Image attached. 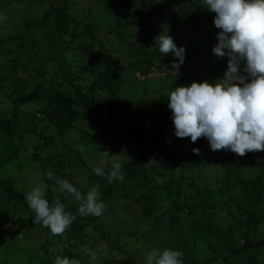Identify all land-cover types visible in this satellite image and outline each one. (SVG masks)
Returning <instances> with one entry per match:
<instances>
[{
    "label": "trees",
    "instance_id": "1",
    "mask_svg": "<svg viewBox=\"0 0 264 264\" xmlns=\"http://www.w3.org/2000/svg\"><path fill=\"white\" fill-rule=\"evenodd\" d=\"M23 1L29 5L25 16L19 18L21 30L25 31L24 36L15 35L14 48H19L28 55L22 68L26 76L39 79L28 93L15 99L12 92L0 97L1 108L4 103L9 104L6 105L7 109L1 110L0 116V131L6 137H14L18 104L42 102L46 110L43 113L46 114L49 109L53 112L51 119L54 122L64 121L67 125H73L78 120L94 123L99 120L103 107L108 108L112 119L126 115L123 108L126 95L130 99L144 97L141 99L144 111L140 110L136 116L131 108L128 122L131 127L127 129L125 136L117 133L111 137L112 140L118 138L117 145L111 152L119 157L124 174L122 181H114V189L104 184L102 177L90 169L87 178L83 180L73 178L72 172L64 171L60 175L61 171L55 169V163L61 161L64 154L42 158L38 174H30L35 178L28 179L17 174L14 177L4 176L3 182L9 186L0 182L1 242L20 238V228L28 231L35 225L43 226L33 222L34 216L27 218L19 214L18 203L10 195L16 194L20 186L31 184L32 189L36 186L32 181L40 180L41 185L47 184L45 197L50 199L58 188L54 179H48V173L51 172L55 178L69 180L84 194L98 185L104 209L120 214V219L126 222L128 218L131 222L142 220L147 225L146 231L138 229L129 236L146 238L152 247L167 246L163 242L164 237L159 235L164 222L174 234L175 227L201 234L202 247L205 249V256L202 252L201 258L189 256L191 252H185L184 245L182 248L183 241H178L176 250L183 253V264H264V234H256V228L264 223V151L261 152L263 157L260 161H256L259 173L252 180L239 178L234 182L237 176L236 164L242 162L233 161L232 154L227 150H210L213 154H208L207 163H202L198 158L200 154L197 156L193 152V149L198 148L201 153L202 145L190 144L191 148L188 146L189 150H186L184 145L177 144L167 135V127L173 124L171 110L167 106V92L177 86H188L192 82L214 83L217 79L214 75L223 77L227 69L228 57H217L212 52L215 46L212 43L213 35L219 29L213 24L215 13L200 3L204 0H116V4L115 0H97L102 5L115 9L113 16L116 24L106 34L112 41L119 40V44L123 46L121 54H118L117 48L113 49L112 43L109 47L101 40H98L100 44L97 43L95 25L79 20L72 13L69 0H0V5H18ZM162 32L169 34L178 47L185 48V59L178 70L171 67L176 58L171 53L161 56L158 45L155 44ZM4 40H0V47H3ZM5 48L10 51L7 46ZM43 51V61L35 64V52L39 54ZM128 53L132 56L124 62V56ZM20 56L21 53L16 54L18 59ZM67 57H70V65L75 64L80 70L81 77L83 73H87L92 79L88 82L84 77H75L70 67H67V71L65 68L61 71L59 68L63 69V62H66ZM12 60L16 61L17 58L13 57ZM48 67L54 70L51 76ZM16 71L17 69L13 72ZM136 72H139V77ZM13 76L9 72L5 78L11 82ZM131 77L135 79V84L131 83ZM3 79L0 78V81H4ZM27 82L22 79L21 84ZM20 90L21 85L18 87L19 92ZM157 97L163 98L159 100ZM152 111H157V114L153 115ZM155 118L159 120L158 132L149 137L146 122ZM119 135L122 137L119 138ZM39 137L43 138L40 148L48 150V137L43 134ZM124 147L126 150L120 156ZM13 151L7 161L15 157L16 151ZM61 162L64 166L65 161ZM7 167L13 170L11 166ZM103 167L107 169L106 172L110 169V166ZM206 170H212L216 175L212 179L206 178ZM186 179L188 183L184 184ZM215 181L223 184L222 189L220 187L214 190ZM237 187L238 191L234 196L222 198L226 191L237 190ZM59 199L65 204V210L76 216L63 235L52 234V238L63 244V250L56 255L53 254L55 251L49 253L53 243L47 239L41 253L42 263L29 259L27 263L12 264H55L57 256L77 259L80 264L82 260V264H86L85 260L92 258L91 253H95L99 261L102 259L101 252H97L99 243L88 234L89 230H97L99 217L81 216L78 212L81 201L74 200L70 195L60 192ZM241 199L252 203L257 200L259 204L254 211L248 208L249 205L241 204ZM227 202L231 203L235 212L231 222L221 224L226 216L225 211L218 209L222 203ZM126 235L127 232L123 231H117L115 235L102 233L101 239L105 241L108 250H122L119 246L122 243L121 237ZM261 251L263 253H258ZM101 262L121 264L114 256H106Z\"/></svg>",
    "mask_w": 264,
    "mask_h": 264
},
{
    "label": "rangeland",
    "instance_id": "2",
    "mask_svg": "<svg viewBox=\"0 0 264 264\" xmlns=\"http://www.w3.org/2000/svg\"><path fill=\"white\" fill-rule=\"evenodd\" d=\"M68 3L73 10L72 13L77 16L79 20H81L82 22L89 21L95 25L94 30L96 32L97 43H99V41L101 40L102 43L106 45V47H109V45H111L110 43H112L113 49L117 48V52H119L118 54H121L120 52L123 47L122 44H119L118 39H114V41H112L110 37H107L106 34V32L109 29L113 28L116 24L115 17L113 16L115 13L114 8L111 9L109 8V6L102 5L101 3L97 2V0H69ZM116 3L117 1L115 0L114 4ZM200 3L204 5L203 1H201ZM28 6V3L25 1L21 2V4L12 6L8 4L0 5V15L6 17V19L0 22V40L5 39L3 42V47H0V78H4V81H0V97H4L5 94L12 92V97L15 99L17 98V96L32 91L37 79H39H30L26 76L22 68L23 64L28 58V55L24 52H21L19 48V51L18 49L14 48L15 43L13 42L16 40L15 35L23 34L25 31L24 29L21 30L19 18L25 16V10ZM217 33L218 32L213 35L212 43L214 45H216L217 43ZM22 36H24V34ZM26 39L29 40L27 37ZM6 46L8 47V49H10V51L5 48ZM17 52L21 53L19 59L18 57H16V54H18ZM125 55L126 57L124 56V62L126 61V59H129L132 56L129 53ZM44 56V51L40 52L39 54L35 52V64H39L41 61H43ZM13 57L17 58V60H12ZM69 59L70 57H67L66 62H63V69L61 67L59 69L63 71L65 68V71H67V67H70L73 70V75L75 77L80 76V79L84 77L89 82L92 79V76L87 73H83L81 77L80 70L75 64L70 65ZM57 66H59V64ZM241 67L243 68V62ZM15 69H17V71L13 72ZM53 71V69L48 67L49 76H51ZM9 72L14 75L12 77L14 81L12 80L10 82L9 79L7 80L5 78V75H7ZM135 74L137 77L140 76L139 72H136ZM214 77L217 78L216 80L222 78L216 75H214ZM149 78L153 80L150 76ZM22 79H26L28 82L26 84H21ZM130 80L131 83L135 84L136 81L133 77H131ZM18 83L21 85L20 92L18 91V87H20V85H17ZM142 98L144 97L140 96L139 99H130L128 98V95H126L123 101V108L126 110V115H122L120 116V118L112 119L109 114L108 108L103 107L99 120L94 121V123L89 120H78V122L74 123L73 125H67L64 121L54 122L51 119L54 116L52 111L48 109L46 114L43 113L46 110L44 109L45 104L42 102L18 104V121L17 125L14 128V137H6L0 131V182L8 187L9 184L3 182L4 176L14 177L16 174L18 176L24 175V177L28 179L35 178L30 174L34 172L38 174L39 166L41 165V159H45V157L50 155L56 156L64 154V158L62 159L63 161H65V163H63L64 166H62L61 160L55 163V169L61 171L60 175H62L64 171L72 172L71 174L73 178L76 179L83 180L87 178L90 172L88 169L94 172L95 167H109L111 164V160H105L104 152H107L109 157L115 155L111 152V149L116 146L118 142V138L112 140L111 137L114 136L113 134L117 133H121L125 136V132L128 131L127 129L131 127L128 125V122L130 121L131 108L136 116L140 113V110L141 112L144 111V104L141 101ZM157 98L161 100L163 97ZM6 105L9 104L4 103L3 107H0V116L2 115L1 110L8 108L6 107ZM152 114L156 115L157 111H154V113L152 111ZM158 122L159 120L157 118L150 122L147 120V134L149 137L151 135L157 134ZM167 128V135H169V138L173 139L177 144L184 145L187 148L186 150H189V147L191 148V146H189L190 144L202 145V152L199 156H197L202 163H207V155H212L213 151L210 149L209 143L206 138L200 137L196 142L191 143V140L188 137L178 138L175 136L174 124L169 125ZM40 134L46 135L48 137V150L40 148V144L43 142V138L39 137ZM118 137L121 138L122 136L119 135ZM14 149L16 151L15 157L12 160L7 161V157L14 152ZM123 149L124 150L122 151V154L120 156H122L124 151L126 150L125 147ZM227 151L232 154L234 158L233 161L242 162L236 164L235 170L237 176L235 177L234 182L239 178H248L252 180L259 173V167L258 165H256V161H260V158L263 157V155L261 154V152L263 151L247 152L244 156H239L230 150ZM214 152H219V150ZM214 154L216 155V153ZM115 158L117 160L119 159L117 155ZM57 160L58 159H56V161ZM250 160H252V162H250ZM7 166H11L13 170L8 168ZM106 170L107 169H105V171ZM205 172L208 176L206 178L209 179H212V176L216 175L212 170L211 172L209 170H206ZM220 178L221 176H219V179ZM102 179L103 183L108 185L111 189H114L116 187L114 181L109 183L107 177H102ZM76 181L79 183L78 180ZM33 182H35V187L42 186L40 180L32 181V183ZM185 182L188 183V179H186V181L184 180V184ZM219 182L215 181L213 183L214 190H217L220 187L222 189L223 184ZM30 185L31 184H28L25 187L20 186L19 189H17L16 194L12 193L10 195L12 196V200L18 203V207L20 208L18 209L19 214L27 216V218L29 216L35 215V213L30 208H28V205L25 201L26 194L31 191ZM34 185L32 184V186ZM237 191L238 187L237 190L226 191L222 198H230L234 196ZM59 194V191L52 193L49 202L51 203V201L59 198ZM246 201L247 202H244L241 199L240 203L243 205H249L248 208L255 211V207L259 204V202L257 200L254 203L248 200ZM219 207L220 208L218 210L225 211L226 216V218H223V221L220 223L228 224L233 219L232 214H234L235 208L232 207L231 203L229 202L222 203V205ZM107 210L108 208L104 209L103 214L99 216V220L97 221L96 226L97 230L88 231V234L91 235V238L99 243L97 252H101L102 259H105L106 256H108L109 258L111 256H114L121 264H146L147 256L153 250L152 248L160 250L169 248L176 250L178 247V241H183L182 248H184V245L185 252H191L189 256L195 255L197 258H201L203 256V253L205 252V249H203L201 243V234H194L189 230L185 231L183 227H175L176 233L174 234L169 230L170 227L165 222L164 225H161L162 230L159 231V235L164 237L163 242L167 246L164 247L162 245V248L152 247L151 243L146 240V238L141 239L138 235L129 236L131 232H137L138 229L141 232L146 231L147 225L142 220L131 222L132 220L130 221V219L128 218V221L126 222L120 219V214H113L108 212ZM228 211H230L231 213H229ZM20 229V238L16 237L9 242L4 241L3 243L0 240V263H27L29 259H31L32 262L42 263L41 253L43 251V245L45 244L47 239H49L53 243L50 246L49 253L51 251H55L53 254L56 255L58 251L61 252L63 250V244H59L54 238H52L51 232H49L44 226L35 225L28 231L22 228ZM117 231H123L124 233L127 232L126 236L121 237L122 243L119 246L122 250H108L105 241L101 239V234L105 233L115 235ZM256 234H264V223L260 224L256 228ZM157 239L160 240V238L158 237ZM237 240L240 244H242L240 239ZM150 246L152 248H150ZM81 249L82 248H80V250ZM258 253H263V251ZM58 255H60V253ZM102 259L99 261L98 257L95 256V259H86L85 263L102 264Z\"/></svg>",
    "mask_w": 264,
    "mask_h": 264
},
{
    "label": "clouds",
    "instance_id": "3",
    "mask_svg": "<svg viewBox=\"0 0 264 264\" xmlns=\"http://www.w3.org/2000/svg\"><path fill=\"white\" fill-rule=\"evenodd\" d=\"M204 8L215 13L214 26L217 43L212 52L217 57H228L223 77L214 83L192 82L177 86L167 92V106L171 110L174 134L178 138L207 139L210 149L230 150L244 156L247 152L264 151V0H204ZM6 17L0 15V22ZM161 56L171 53L176 59L171 67L178 70L185 59V48L178 47L169 34L162 32L155 40ZM243 62V68L241 67ZM199 155L198 148L193 149ZM105 160H111L109 171L95 167L94 172L107 177L109 183L124 179L122 164L104 152ZM57 191L81 201V216L103 214L99 186H93L86 194L69 180L55 178ZM47 185L31 189L25 201L34 213L33 222L42 224L53 235H63L76 219L65 210L59 199L49 202L45 197ZM87 252L88 250L85 249ZM95 259V253H91ZM183 253L165 248L153 249L146 264H183ZM55 264H80L79 260L57 256Z\"/></svg>",
    "mask_w": 264,
    "mask_h": 264
}]
</instances>
